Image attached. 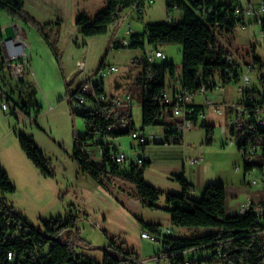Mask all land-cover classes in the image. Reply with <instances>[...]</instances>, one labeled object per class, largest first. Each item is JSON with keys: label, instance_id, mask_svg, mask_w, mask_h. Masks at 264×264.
Masks as SVG:
<instances>
[{"label": "rangeland", "instance_id": "rangeland-1", "mask_svg": "<svg viewBox=\"0 0 264 264\" xmlns=\"http://www.w3.org/2000/svg\"><path fill=\"white\" fill-rule=\"evenodd\" d=\"M42 1L45 9L37 6L34 0H25V10L45 25L52 35L59 30L57 46L61 54V65L49 47L44 49L41 46H37L38 56L31 60L29 71L20 80L12 78L8 69L0 64V168L16 186L14 193L4 194V197L35 227H42L43 220L78 214V228L85 245L77 249L98 263L104 260L105 248L113 249L112 238H116L127 251L137 255L138 260H133L138 261L136 264H171L168 257L159 256L163 252L162 239L161 242H152L141 238L143 227L140 219L147 223L160 222L169 229V233L177 236H197L211 229L174 225L167 211L143 205L135 186L119 175L111 174L100 185L82 172L72 153L74 136L84 135L86 125L83 117L73 113L69 96L80 82L94 76L104 65L102 73L106 93L110 96H122L128 92L132 94L133 122L136 129L141 131L142 105L135 82L142 66L132 63V59L143 55L144 50L118 48L113 42L123 38L128 31L130 34L126 39L130 42L131 35L144 32L148 23L180 21L182 11L175 7L168 9L165 0H146L143 13L131 8L125 9L119 21L110 25L106 34L85 37L76 25V18L81 14L94 16L103 11L107 6L106 0H62L60 3L55 0ZM58 18L59 26L55 23ZM245 20L249 23L247 29L237 27L230 33L216 32V36L219 45L235 56L238 64L241 63V73L249 75L251 85L264 97V30L254 21V17L248 15ZM145 42L146 49L150 50L152 45L147 39ZM161 47L168 55L165 61L178 68L174 80L167 78L170 91L179 87L182 79V46L165 44ZM255 58H259L260 62H256ZM79 62L85 63L84 70ZM250 64L254 66L253 70H249ZM111 66L118 67V71L111 72ZM240 83V80H232L226 83L224 89L209 91L212 107L206 108L205 116L186 131L185 142L207 148V151L203 150L204 157L213 162L215 171H221V176L226 174L220 179H233L234 188L242 191L239 201L249 205V197H253L254 201L256 195L258 199L263 197L264 174L259 169L245 174L243 151L238 148L237 136L231 135L228 127L229 119L234 116V107H226L222 113L214 108L216 104H237ZM197 101L204 104L205 97L198 96ZM3 103L8 104V108H3ZM203 121L214 126L211 144L207 143ZM223 126L228 128L227 134L223 132ZM156 130L163 132V125H158ZM19 133L33 136L49 159L52 175H45L28 159L19 145ZM231 138L234 143L230 142ZM108 141L128 158L142 154L139 143L131 134L110 138ZM164 146L168 145L150 144L146 146L145 153L148 157L163 158L164 152L160 149ZM171 167V163L153 160L152 167L145 171L147 182L168 188L165 186L168 180L164 179L162 172ZM254 180L256 184L252 183ZM229 181L226 183H231ZM169 189L165 192L174 191L173 188ZM166 193L156 201L158 206H167ZM203 255L202 251L194 255L193 252L187 254L196 259ZM213 264H220V261H214Z\"/></svg>", "mask_w": 264, "mask_h": 264}, {"label": "trees", "instance_id": "trees-1", "mask_svg": "<svg viewBox=\"0 0 264 264\" xmlns=\"http://www.w3.org/2000/svg\"><path fill=\"white\" fill-rule=\"evenodd\" d=\"M106 1L107 6L103 11L94 16L81 14L76 18V25L79 26L83 36L106 34L109 26L119 21L123 10L144 6L146 0ZM165 2L168 9L177 6L182 11L180 21L148 23L144 32L131 35L128 46L121 44L114 46L145 49L146 39L152 46L180 44L182 46L180 86L190 94H194L199 88L200 80L208 82L219 71H222L220 78L224 85L232 81L224 73V69L229 65L227 61L229 52L219 45L216 35L222 31L230 33L234 30L237 22L233 16V7L238 0H224L223 2H218V0H165ZM202 5L213 6L215 12L211 16L202 17L198 13ZM227 11L230 12L231 20L226 19ZM1 12L6 13L13 21L30 25L36 29L61 65V54L57 46L59 30L52 35L45 25L25 10V0H0ZM56 25L59 26L60 23L57 22ZM3 39L0 20V59L2 60L0 64L8 69L7 60L3 57ZM255 61L260 62V59L255 58ZM139 64L142 69L135 84L139 89L142 105L141 130L163 125L164 132L170 134L172 123L166 121L164 114L167 105L160 103L159 97L170 87L167 84V78L172 80L176 78L178 68L168 61ZM27 71H29L28 61ZM8 72L10 73L9 69ZM10 76L13 78L11 73ZM238 79V76L234 78V80ZM96 93L98 96L105 93L104 83L102 88L96 87ZM92 101L93 107H86L80 111L73 109L74 114L83 117L86 125L84 135L75 134L74 136L72 157L79 169L100 185H103L111 174L121 176L135 186L143 205L167 211L174 225L211 229L197 236L176 237L164 229L161 224L147 223L140 219L142 229L155 233L158 236V242L162 239L163 252L169 255L171 264H184L186 258L203 263L208 256L211 257L208 260L210 264L214 261H220V264H264V193L262 199L248 205L244 213H228L227 188L224 184L208 183L203 195L199 199H193L188 193L194 191V186L180 173L176 174L174 179L178 181L182 190L166 193L167 206H158L156 201L164 192L145 180L144 172L151 164L149 158L144 161L143 165H139L133 158L125 162H117L112 158L113 154L118 153L119 148L108 139L130 135L137 130L131 109L113 112L109 110L108 103L98 102L95 97ZM70 103L72 105L71 101ZM190 109L192 113L187 118L195 124L205 110L202 105L195 103L190 105ZM123 117L129 120L127 126L120 124V119ZM202 125L206 129L207 143L211 144L214 126L207 125L205 121ZM230 134L237 136L238 148L244 150L245 174L256 169L264 174V126L258 127L254 116H251L246 125L240 122L233 125ZM18 141L21 149L35 167L45 175L53 174L49 159L32 135L19 133ZM89 146L103 149V155L95 160V156L86 150ZM146 146L148 145L143 147L146 148ZM251 146H255L257 150L260 149L261 153L256 154L257 157L254 160L248 161L246 155ZM15 191L16 186L11 182L8 174L0 168V264H124L129 260H138L134 252L127 251L123 243L119 244L116 238H112L113 249L105 248L104 260L98 263L77 249L78 246L85 245L78 228V214L43 220L42 227H35L4 197V194ZM123 205L126 207L124 203ZM60 236L62 237L59 238ZM190 249H195L193 255L199 251H202L204 255L196 259L187 256L190 252L186 255L179 254ZM12 251L16 255L13 260H9L8 253Z\"/></svg>", "mask_w": 264, "mask_h": 264}, {"label": "built area", "instance_id": "built-area-1", "mask_svg": "<svg viewBox=\"0 0 264 264\" xmlns=\"http://www.w3.org/2000/svg\"><path fill=\"white\" fill-rule=\"evenodd\" d=\"M177 8V6L175 7ZM145 9L144 6H136L131 10L138 11L139 13H143ZM215 12L213 6L202 5L198 9L199 15L202 17L211 16ZM254 17V21L262 26L264 30V2L262 0H238V3L233 7V16L236 19V25L234 27H240L241 29H247L249 23H247L246 16ZM226 19L231 20L230 12L227 11ZM171 21V20H169ZM128 34L130 32L128 31ZM129 40L125 39H115L113 45L121 44L128 46ZM143 55L135 57L132 59V63H159L165 61L168 58L165 50L161 46H152L150 50H147L146 47ZM228 66L224 69V73L231 79L234 80L236 76L239 77L240 85L238 88L239 97L237 104L228 105L227 103L216 104L214 108L222 113V109L229 108L230 106L234 107V116L229 119L228 127H231L237 123L247 124L248 120L251 116H254L255 124L259 126H264V97L258 93L256 88L251 85V80L248 74H242V70L240 69L241 63L238 64L235 56L229 54L227 56ZM81 69H85V63L79 62ZM7 68L10 70L11 75L15 79H20L24 76L27 70V60L23 57H13L7 60L6 64ZM104 66H102L94 76L89 77L86 80H83L82 83L71 92L69 99L72 102L73 109L76 111L83 110L86 107H93L92 98H96L98 102H106L110 106V111L113 112H122L128 111L132 108L133 104V96L130 92L126 93L122 96H110L106 93L98 96L96 93V87L102 88L104 82V75L102 73ZM254 66L249 65V70H253ZM111 72L118 71V67L111 66ZM215 77L211 78L210 81L205 82L204 80H200V86L195 91L194 94H190L182 86L171 89L170 91H165L162 96L159 97V102L167 105V110L164 111L166 115V121L171 122V131L172 133L167 134L166 132H157L155 128H148L145 130H135L131 133L132 137L139 143V147L141 148L142 154L134 157L133 159L139 164L143 165L144 161L149 157L145 153V148L143 146L150 144H165V145H180L184 142V136L186 131L190 130L194 126V122L187 118L189 114L192 113V109H190L191 104H197L195 102L196 96L205 97V103L199 104L204 107V110L208 107H212V104L209 100V91L215 88L224 89L225 85L221 81L220 75H222V71L215 73ZM242 75V76H241ZM3 108H8V104L3 103ZM168 114L170 116H168ZM206 112H202L200 114V118L205 116ZM239 118L241 121H239ZM129 123L128 118L123 117L120 119L121 126H127ZM111 128V127H110ZM226 126L223 127V132H227ZM229 129V130H230ZM231 143H234V140L230 139ZM87 152L93 154L95 157H100L103 155L104 150L101 148H93L91 146L86 148ZM244 152V150H242ZM257 148L252 146L247 151L246 159L248 161H252L255 159L257 154ZM112 158H114L117 162H125L131 158H128L127 155L118 151V153L113 154ZM203 159V155L198 157L190 158L189 161L192 164H197ZM252 173V172H250ZM249 173V174H250ZM256 184L257 181L254 180L252 182ZM248 208V204H241L238 208V213H244ZM21 227V226H20ZM169 231L168 228H165ZM64 236V235H62ZM60 236L59 238H61ZM141 238L148 239L152 242H158V236L155 233H152L148 230H141ZM72 242L74 240L72 239ZM195 249H190L185 252H180L179 254H187L189 252H193ZM15 252L8 253V259L13 260L15 257ZM159 256L168 257L169 255L162 252ZM209 258L206 257L205 262L199 263L196 260H192L190 258L185 259L184 264H210ZM138 261L129 260L124 264H136Z\"/></svg>", "mask_w": 264, "mask_h": 264}, {"label": "crops", "instance_id": "crops-1", "mask_svg": "<svg viewBox=\"0 0 264 264\" xmlns=\"http://www.w3.org/2000/svg\"><path fill=\"white\" fill-rule=\"evenodd\" d=\"M55 1L59 2V3L63 2L62 0H55ZM34 2L36 3L37 6H40L41 9H43V8L45 9V7L42 6V2H43L42 0H34ZM56 9H58V8H56ZM59 16H61V14ZM0 20L2 23L3 30L6 26L10 25L13 22V20H11L6 15V13H4V12L0 13ZM58 21H60L59 18L57 19V22ZM57 22L55 21L56 24H57ZM17 27H19V28L18 29L16 28L17 35L15 38L8 39L5 36L4 31H3V35H4V39L2 41L3 57L6 60L13 58V57H18V58L23 57L24 59H26L28 61V65H29L31 60L38 56L37 46H39V47L41 46L44 49H46V47H49V46L45 42L43 37L30 25L19 23V25ZM128 36L129 35L127 34L125 36H122L123 38H120V39H125ZM81 83L82 82H80L79 85ZM116 86L118 87L119 84L117 83ZM105 90H106V88H105ZM111 96H114V94H112ZM197 98H198V96L195 97V102L197 104H199L197 101ZM132 109L133 108H131V111H132ZM227 133L228 132H226L225 134H227ZM186 136L187 135L185 134L183 144L168 145V146H164V148H161L160 151L164 152V155L162 156L163 158H158L156 156L151 157L149 155L150 156L149 160L151 161V164L148 168L152 167L153 160H155L156 162H165V163H171L172 164L171 169L164 170L162 172L164 179L168 180V182H166V185H165L168 188L164 189L162 187H159L158 185H154V186L161 189L164 192V194L166 193L165 192L166 190H170L169 188H173L172 190H174L175 192H180V190H182V188L180 185L176 184L177 182L174 179V176L176 174L182 173L184 175V177L186 178V180L194 186V191L189 192L188 195L193 199H199L203 195L205 187L208 183H211V182L219 183V182H221V183H224L227 185V212L230 211V213H238L239 206L241 204H244V203L239 201V197L242 194L241 193L242 191L238 188H236V189L234 188L235 183H232V182H234L233 179L227 178L228 181H225L224 179H220L221 177H225L226 174L224 173L223 176H221L222 175L221 171H219V172H217V170L215 171V167L213 166V162L211 160H209V158L206 159L204 157L203 150L207 151V148H204L203 146H196V145L191 144V143L187 144L185 142ZM145 150H146V148H145ZM200 155H203V159L199 163L192 164L189 161L190 158L198 157ZM170 176H172V177L170 178ZM144 177H145V180L147 181L146 176H145V172H144ZM229 180H231V183H226V182H230ZM231 184H232V186H231ZM255 197H256V201H258L259 196L256 195ZM228 198H229V202H228ZM252 198L249 197V202H248L249 205L252 202H256V201H254V198L253 199ZM154 223L161 224L160 222H154ZM162 227L164 229L166 228V227H164V225H162ZM173 236L186 237V236H177V235H173Z\"/></svg>", "mask_w": 264, "mask_h": 264}, {"label": "water", "instance_id": "water-1", "mask_svg": "<svg viewBox=\"0 0 264 264\" xmlns=\"http://www.w3.org/2000/svg\"><path fill=\"white\" fill-rule=\"evenodd\" d=\"M18 26V22L13 21L10 25L6 26L4 28V34L8 39L15 38L17 33H16V28Z\"/></svg>", "mask_w": 264, "mask_h": 264}]
</instances>
